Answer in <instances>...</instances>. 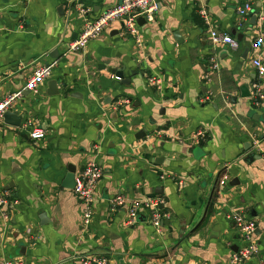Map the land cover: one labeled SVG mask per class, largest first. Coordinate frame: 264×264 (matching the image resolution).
Wrapping results in <instances>:
<instances>
[{"label":"crops","instance_id":"0c3cea01","mask_svg":"<svg viewBox=\"0 0 264 264\" xmlns=\"http://www.w3.org/2000/svg\"><path fill=\"white\" fill-rule=\"evenodd\" d=\"M248 1L253 9L241 18ZM119 3L0 0V98L21 92L12 111L23 118L19 127L0 122V190L12 199L4 207L9 218L0 211V260L82 264L94 255L110 264H259L264 158L246 156L254 137L264 142V102L257 107L252 98L256 83L264 93L253 64L260 58L264 65V0H203L215 29L238 40V50L212 45L197 0H158L154 21L139 24L142 48L115 21L84 50L67 53L86 21ZM213 56L217 72L210 71ZM44 64L53 65L52 76L39 95L25 96L28 78ZM152 76L161 91L149 84ZM51 80L59 83L56 95ZM241 87L250 97L242 98ZM30 124L46 137L32 139ZM142 130L149 136L139 137ZM198 131L209 137L192 144ZM90 160L104 174L92 223L84 226L67 175ZM156 194L169 213L161 233L145 213L129 226L126 209L110 212L116 196ZM233 211L258 224L259 251L243 262L233 261L245 245Z\"/></svg>","mask_w":264,"mask_h":264},{"label":"built area","instance_id":"2783aa9c","mask_svg":"<svg viewBox=\"0 0 264 264\" xmlns=\"http://www.w3.org/2000/svg\"><path fill=\"white\" fill-rule=\"evenodd\" d=\"M200 4L199 16L209 33L211 43L214 47L224 44L228 45L232 50H238L240 43L235 38L220 33L215 29L212 18L203 5V0H197ZM252 4L245 2L238 10L241 18L247 17L252 11ZM159 11L158 0H120V3L115 8L110 9L95 21H86L79 38L69 43L67 53H77L84 50L91 40L100 37L105 30L115 21H121L124 24L125 34L135 41L137 47L142 48L144 45L140 30L139 18H144L147 22H153L156 14ZM263 42L259 40L257 46L261 47ZM258 70L260 78L264 77V65L260 58L253 62ZM53 65H40L33 74L28 78L26 89L30 94L37 96L40 94V87L52 76ZM210 71H219V64L215 56L210 60ZM115 80L120 81L119 76ZM208 80V76H207ZM149 84L158 91L162 90L160 80L154 76L149 78ZM22 97V93H13L0 98V122L4 120V115L16 105L17 101ZM252 98L255 106H260L264 102V93L261 90L260 84L256 83L253 86ZM208 100V96L206 98ZM28 127L29 136L32 139H43L46 137V131L40 127ZM209 134L207 131H198L193 136L189 137L192 144H202L207 141ZM252 151L258 153L264 158V142L258 137L253 139ZM104 174L103 167L96 161L90 160L85 163L83 169L76 175V185L74 187L75 194L80 198L83 204V224L90 226L95 214V196L97 185ZM164 177V176H162ZM228 179L225 176L222 183ZM12 201L8 192L0 190V211L5 219L9 218L5 206H8ZM122 209H126L128 218L127 225L132 226L139 222L140 215L145 213L148 222L156 229L157 233H161L164 220L169 217V213L165 209V199L163 195L156 194L150 197L129 199L124 195L116 196L110 200V212L115 213ZM231 218L244 241V246L235 254L234 262H243L253 258L259 251V247L254 241V235L258 229L257 222L249 217L246 212L233 211ZM82 264H110V260L104 256H83L80 258ZM0 264H27L21 259H6L0 260ZM259 264H264V260Z\"/></svg>","mask_w":264,"mask_h":264},{"label":"water","instance_id":"95a60500","mask_svg":"<svg viewBox=\"0 0 264 264\" xmlns=\"http://www.w3.org/2000/svg\"><path fill=\"white\" fill-rule=\"evenodd\" d=\"M257 18H258L257 15H255L254 18H253V20H254L253 24L257 23ZM145 21L146 20L144 18H139L138 23L141 24L142 22H145ZM176 40L179 42L178 36H176ZM119 77L122 80L123 79V74H121ZM126 83H129V82H126ZM58 85H59V83L56 80H51L49 82L48 86L52 87V89H53V92L51 93V95L58 94ZM241 92H242V98L250 97V91L248 90V88L241 87ZM28 94H30V92L27 90L26 93H25V96L28 95ZM9 119H11V121H13V122H9ZM22 119H23L22 116H19V114L17 112H13V111H8L4 115L5 122L6 123H10L14 127H19ZM137 121H139V120H137ZM149 134H150V132L148 130H142V131L139 132L138 135H139V137L140 136H144L145 137V136H149ZM258 157L259 158L261 157L258 153L254 152V151H250L248 153V155L246 156V161L248 159L251 160V159H256ZM67 180H68L69 187H75V185H76V169L75 168H72V167L69 168V173L67 175ZM257 231H258V229H257Z\"/></svg>","mask_w":264,"mask_h":264}]
</instances>
